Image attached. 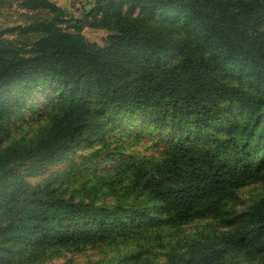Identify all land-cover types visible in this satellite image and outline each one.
Segmentation results:
<instances>
[{
  "label": "trees",
  "instance_id": "1",
  "mask_svg": "<svg viewBox=\"0 0 264 264\" xmlns=\"http://www.w3.org/2000/svg\"><path fill=\"white\" fill-rule=\"evenodd\" d=\"M72 6L0 43V264H264V0Z\"/></svg>",
  "mask_w": 264,
  "mask_h": 264
},
{
  "label": "rangeland",
  "instance_id": "2",
  "mask_svg": "<svg viewBox=\"0 0 264 264\" xmlns=\"http://www.w3.org/2000/svg\"><path fill=\"white\" fill-rule=\"evenodd\" d=\"M23 0H0V43L14 41L19 46H27L34 41V36H24L18 31L9 32L7 28L15 26H27L31 22L40 17H50L44 11L29 12L21 7ZM57 6L67 10L68 12L77 15L78 11L72 6L74 0H50ZM84 35L91 41L103 44L105 37L108 35L106 30L85 28ZM137 152H142L145 155L156 152V145L151 139L146 138L141 146L135 148ZM54 168L50 169L54 171ZM76 259V258H75ZM76 261H85V258H78Z\"/></svg>",
  "mask_w": 264,
  "mask_h": 264
}]
</instances>
